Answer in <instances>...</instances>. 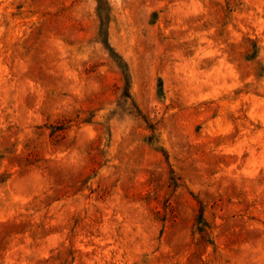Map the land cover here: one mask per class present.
I'll return each mask as SVG.
<instances>
[{"label": "rangeland", "instance_id": "rangeland-1", "mask_svg": "<svg viewBox=\"0 0 264 264\" xmlns=\"http://www.w3.org/2000/svg\"><path fill=\"white\" fill-rule=\"evenodd\" d=\"M0 264H264V0H0Z\"/></svg>", "mask_w": 264, "mask_h": 264}]
</instances>
